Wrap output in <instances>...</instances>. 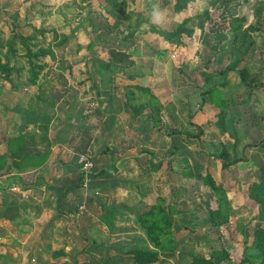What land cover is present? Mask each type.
I'll list each match as a JSON object with an SVG mask.
<instances>
[{
  "label": "rangeland",
  "instance_id": "374dc122",
  "mask_svg": "<svg viewBox=\"0 0 264 264\" xmlns=\"http://www.w3.org/2000/svg\"><path fill=\"white\" fill-rule=\"evenodd\" d=\"M225 5L0 0V98L37 97L47 113L86 98L60 162L84 187L100 178L88 204L46 202L0 264H264V0ZM230 12L244 18L236 32ZM98 125L94 152L110 161L87 173ZM4 203L0 241L16 221Z\"/></svg>",
  "mask_w": 264,
  "mask_h": 264
},
{
  "label": "crops",
  "instance_id": "0c3cea01",
  "mask_svg": "<svg viewBox=\"0 0 264 264\" xmlns=\"http://www.w3.org/2000/svg\"><path fill=\"white\" fill-rule=\"evenodd\" d=\"M15 95L16 92L9 90L0 98V108L4 113L0 118V199L5 202L1 208L16 220L12 228L3 227L0 248L4 250L24 249L27 241L16 233L24 235L25 232L29 233L32 225L39 224L46 202H61L69 208L77 202L88 204L89 192L98 189L94 183L100 180L92 179L90 186L86 187L89 177L85 174L84 187L80 171L69 163L60 162L65 152L74 153L73 148L66 144L64 134L79 110L86 108V98L77 99L80 102L75 111L67 105L64 111L55 106L47 113L46 101H40L37 97L23 100L22 95ZM101 130L102 126L98 125L86 149L88 155L86 152L80 155V158L84 157L90 162L88 168L82 163L83 168H93V173L106 170L105 163L110 161L106 153L99 156L94 152L99 145L97 136H102ZM89 154L93 156V162ZM26 222L27 225L24 224ZM15 255L9 257L8 264H28L17 261L16 258L20 257Z\"/></svg>",
  "mask_w": 264,
  "mask_h": 264
},
{
  "label": "trees",
  "instance_id": "16d2710c",
  "mask_svg": "<svg viewBox=\"0 0 264 264\" xmlns=\"http://www.w3.org/2000/svg\"><path fill=\"white\" fill-rule=\"evenodd\" d=\"M222 2L224 3V7H225V10L227 9V6L228 5H225V4H227V2H228V0H222ZM223 12H225V11H223ZM222 12V14H224ZM228 16H230V22H229V29L230 30H232V31H234V32H236L237 30H239L240 28H241V21H243L244 20V18L243 17H237V16H234V12H230V15H228ZM222 17H224L223 15H222ZM157 31V30H156ZM158 33H159V31H157ZM218 34H216V38H217V44H219V43H221L224 39H226V34L225 33H219V32H217ZM166 34V33H165ZM167 35V34H166ZM171 36H173V35H171ZM171 36H167V38H171ZM122 57H124L125 59H127V56L126 55H123ZM242 73V72H241ZM244 80V79H243ZM99 112V111H98ZM100 114V113H99ZM90 142H91V137L87 134V139H86V141H85V145H84V147L87 149V147H88V145L90 144ZM221 157H222V159H223V166H227L228 165V158H227V155L226 154H222L221 155ZM138 252V251H137ZM141 254H143V252H141ZM148 254V256H150V254L151 253H147ZM150 260H152V259H150ZM136 261V260H135ZM150 262H152V261H147L146 260V263H150ZM136 263H142V260L139 258V259H137V261H136Z\"/></svg>",
  "mask_w": 264,
  "mask_h": 264
},
{
  "label": "built area",
  "instance_id": "2783aa9c",
  "mask_svg": "<svg viewBox=\"0 0 264 264\" xmlns=\"http://www.w3.org/2000/svg\"><path fill=\"white\" fill-rule=\"evenodd\" d=\"M80 162L84 163V167L85 168H88L90 166V162H88V160L86 158H84V157L80 158Z\"/></svg>",
  "mask_w": 264,
  "mask_h": 264
},
{
  "label": "clouds",
  "instance_id": "9594fccd",
  "mask_svg": "<svg viewBox=\"0 0 264 264\" xmlns=\"http://www.w3.org/2000/svg\"><path fill=\"white\" fill-rule=\"evenodd\" d=\"M152 15L157 21H159L162 18L160 13L155 10L153 11Z\"/></svg>",
  "mask_w": 264,
  "mask_h": 264
}]
</instances>
